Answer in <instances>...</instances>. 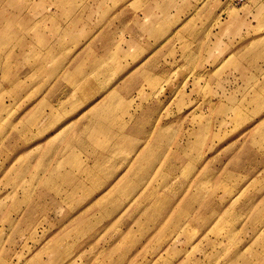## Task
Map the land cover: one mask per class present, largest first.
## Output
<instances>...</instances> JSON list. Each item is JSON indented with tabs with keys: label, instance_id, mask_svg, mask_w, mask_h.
Returning <instances> with one entry per match:
<instances>
[{
	"label": "rangeland",
	"instance_id": "374dc122",
	"mask_svg": "<svg viewBox=\"0 0 264 264\" xmlns=\"http://www.w3.org/2000/svg\"><path fill=\"white\" fill-rule=\"evenodd\" d=\"M134 1L0 0V264H264V9L249 0H155L160 52L171 48L161 61H177L160 85L132 72L129 82L147 81L143 104L162 117L140 130L129 111L128 167L98 168L122 150L109 130L121 100L109 89L82 132L96 145L79 141L97 158L96 168L78 161L90 182L67 184L71 159L47 141L56 128L41 97L60 75L83 99L98 94L119 56H94L93 74L63 73L80 38L70 28L89 19L87 32L100 21L121 29L144 18Z\"/></svg>",
	"mask_w": 264,
	"mask_h": 264
},
{
	"label": "crops",
	"instance_id": "0c3cea01",
	"mask_svg": "<svg viewBox=\"0 0 264 264\" xmlns=\"http://www.w3.org/2000/svg\"><path fill=\"white\" fill-rule=\"evenodd\" d=\"M131 5L142 9L144 18L140 20L137 18L136 14L128 16L125 21L121 22V29L119 27H115V25L112 24V21L104 23V26L102 27H98L97 25L102 22L100 21L99 23H92L93 27L89 29V32H87L85 27L89 24V19H87L88 24H84L82 28H79V25L82 22L76 23L72 28H70V30L73 31V36L80 38L68 46V50H72L73 54L67 61L63 73L67 70H75L77 68L81 69L85 74H93L92 63L90 64V61H93L94 56L101 57L110 51L116 53V55L119 56L118 62L115 64V68L111 74H104V76L99 75L100 79L98 85L101 87V90L98 92V94L90 99L85 100L82 98L81 94L75 93L71 84L62 82L61 78L59 79L61 76L60 75L56 80H54V82H52L49 87H47L48 96L42 95L41 97L40 103L42 104L44 101H46V105H49L52 108L49 114V119L51 121L49 127L56 128L55 132L49 134L46 137L47 141L49 136H51L49 138H56L57 141H59L58 147L63 146V148L66 150L64 151V154L61 155V157H68V161L71 159L69 163L62 165V167L67 170L65 171V174L70 173L68 170H72L73 174H75V177L73 175L71 177L66 176V179H73L67 180V184L69 182L77 183L80 181H86L87 183L90 182L87 181L85 177H81L80 171L85 169L78 165V161L80 159L83 162L82 166H84V168H96L94 165L97 158L92 154L94 151H92L91 146L88 148H81L79 147V141L83 143V138H87V135L82 134L83 130L88 126H91L92 123L98 122L96 120L100 109L103 108L102 106H106L105 104L110 102L109 96H103L109 89L116 90L118 99L121 100V107L116 112L117 116H111L115 122V126L110 127L109 130L113 136L121 137V140L118 143H120V146H122V150L119 153L120 156L114 157L113 155L116 153L113 151L111 152L112 157L109 160L114 161L115 164L120 162L121 165L104 164V166L101 165L98 168L103 167L108 169L128 167V163L123 165L124 163L122 161L124 159L121 156L124 154V152L128 153V145L131 141L130 138H132L129 135L130 121L129 114H127L129 111L139 117L140 120H143L140 124V130H144L148 126H152L154 122L160 120L162 117L160 108H147L143 104L144 102H149L150 99L153 98L151 93L150 95L146 93L148 94V99H145V88L148 87L147 81L138 79L139 82H137L136 79H134V84H132L129 82V78L132 76V73L135 75L141 74V76L144 74L153 81L150 85H153L154 83L155 85H160L164 78L165 81L168 80V76L170 75L168 74V69L173 66L174 64L172 63L177 60L175 59L172 61H167V64L161 61L167 57H170L171 48L163 53L160 52V47L162 44L157 25L160 24L161 15L156 11L157 8H159V4L155 0H135L134 2H131ZM249 7L264 9V0H249ZM150 11L153 12L152 17H150L148 14ZM172 16L174 15L170 13V17ZM123 18L124 16H122L121 19ZM194 18L196 17H193V20ZM156 20L157 23L154 24ZM84 23H86V19ZM91 29L92 32H90ZM151 30L152 32H150ZM124 31H128L131 34L129 39L128 37H124L123 34L120 35V33ZM245 34L248 35L247 33ZM146 35L152 37V42L145 41ZM196 39H198V37H196ZM182 68H186V66H182ZM128 89L130 92H128ZM134 93H137L138 96L134 95ZM100 97L102 98L98 102L97 100ZM137 98H139L141 101L137 102ZM54 99L57 100L55 101ZM122 100L124 101V104L127 102L128 103L123 105ZM54 101L57 105H53ZM129 105H131L132 108L134 105H137V108H129ZM86 108L88 109L86 110ZM53 109H56L54 110L55 113ZM52 112L56 114V117H60V122L57 121L56 118L54 119V114ZM90 118L94 119L92 120ZM82 119H84V121L81 123ZM70 121L71 123H69ZM64 126H66L64 129L55 134ZM68 127L76 131L65 132ZM76 127H78V129H76ZM185 133L186 132L183 131V135H185ZM131 134L134 136L138 135L135 131ZM59 137L60 139L64 137L63 142H60L58 139ZM44 140L45 138H42V143ZM91 143L95 144L90 140V144ZM114 143H116V141L111 138V145ZM56 149L57 148L50 149L49 151L54 153V150ZM126 160L127 159H125V161ZM58 165L60 164L52 163L51 159L48 168H56Z\"/></svg>",
	"mask_w": 264,
	"mask_h": 264
},
{
	"label": "built area",
	"instance_id": "2783aa9c",
	"mask_svg": "<svg viewBox=\"0 0 264 264\" xmlns=\"http://www.w3.org/2000/svg\"><path fill=\"white\" fill-rule=\"evenodd\" d=\"M245 2H247V0H233V4H234L235 6L242 5V4H244Z\"/></svg>",
	"mask_w": 264,
	"mask_h": 264
},
{
	"label": "bare ground",
	"instance_id": "6f19581e",
	"mask_svg": "<svg viewBox=\"0 0 264 264\" xmlns=\"http://www.w3.org/2000/svg\"><path fill=\"white\" fill-rule=\"evenodd\" d=\"M110 96H112V95H110ZM110 96H109V97H110ZM99 125H100V124H99ZM99 125H98V126H99Z\"/></svg>",
	"mask_w": 264,
	"mask_h": 264
}]
</instances>
